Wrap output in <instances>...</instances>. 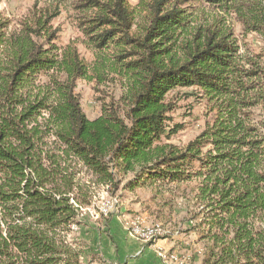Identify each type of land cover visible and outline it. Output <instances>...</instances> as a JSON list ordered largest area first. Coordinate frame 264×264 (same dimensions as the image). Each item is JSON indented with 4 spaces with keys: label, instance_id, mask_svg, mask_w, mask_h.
Returning <instances> with one entry per match:
<instances>
[{
    "label": "trees",
    "instance_id": "obj_1",
    "mask_svg": "<svg viewBox=\"0 0 264 264\" xmlns=\"http://www.w3.org/2000/svg\"><path fill=\"white\" fill-rule=\"evenodd\" d=\"M187 1L150 0L148 24L136 31L127 0L77 5L95 10L81 23L82 33L96 50L112 52V73L122 88L93 120L75 93L87 66L76 48L58 47L55 33L44 31L47 14L27 29L34 38L28 52L6 56L0 72V264H84L81 170L111 191L122 184L132 190L192 183L183 197L195 208L188 232L197 233L200 263L264 264V121L256 114L264 111V68L239 54L223 26H198L178 42L185 17L177 7ZM206 2L233 11L245 29H264V0ZM5 26L0 20V50ZM93 74L97 81L106 75ZM175 89L193 90L188 96L205 100L212 115L181 147L163 142L182 129L171 117Z\"/></svg>",
    "mask_w": 264,
    "mask_h": 264
},
{
    "label": "rangeland",
    "instance_id": "obj_2",
    "mask_svg": "<svg viewBox=\"0 0 264 264\" xmlns=\"http://www.w3.org/2000/svg\"><path fill=\"white\" fill-rule=\"evenodd\" d=\"M81 2L82 0H0V20L6 22L5 28L2 29L6 44L0 50V72L2 64L7 62L8 57L13 56L15 52L18 54L28 52L34 38L27 33V29L34 28L38 21L40 24L43 23L46 19L44 15L47 14L48 24L45 25L44 31L55 33L54 43L58 47L76 48L80 59L87 66L85 78H80L75 83V93L79 96L83 114L87 119L93 120L99 116L101 104L112 98L117 99L122 88L112 73L114 63L111 58L112 52L96 50L82 33L83 20L96 13L95 10L78 9L77 5ZM148 2L150 0H127L129 9L133 10L134 31L148 24V12L145 8ZM245 2L246 0L243 3ZM244 5L239 4L242 7ZM177 8L183 11L185 17V27L182 34L177 36L178 42L185 43L198 26H223L227 31H231L239 54L245 59L258 60L260 66L264 68V29L260 32L245 29L233 11L226 14L225 11L209 5L206 0H188ZM243 11H246L245 7L241 12ZM95 69L105 71L107 76L103 74L100 81L95 80L93 74ZM192 91L175 89L169 95L176 107L171 115L172 122L181 125L182 129L168 141L163 142L184 146L197 137L206 123L211 121L212 115L207 102L188 96L194 93ZM256 114L264 121V111L259 109ZM78 178L82 187L81 194L87 201L79 210L82 231L80 237L82 236L86 243L84 264L114 262L106 257V253L109 247L116 252L114 244L120 238V234L136 240L126 227V222L133 217H140L145 225L160 226L166 233L165 237L169 235V239H174L175 248L162 249V252L181 255L183 258H178L187 264H201L200 257H197L195 252L200 250L199 244L196 243L197 233L188 232L190 227L188 221L195 208L189 204L192 200L183 197V192L188 194L192 183L189 182L186 188L185 185L176 187L159 182L147 183L132 190L123 189L122 184L118 190L111 191L108 186L96 183L84 170H81ZM130 178L131 175L125 180ZM72 230L77 231L75 227Z\"/></svg>",
    "mask_w": 264,
    "mask_h": 264
},
{
    "label": "crops",
    "instance_id": "obj_3",
    "mask_svg": "<svg viewBox=\"0 0 264 264\" xmlns=\"http://www.w3.org/2000/svg\"><path fill=\"white\" fill-rule=\"evenodd\" d=\"M136 240L129 239L121 233L120 238L114 244L116 252H114L112 247H109L106 253V257L114 262L106 263L104 261V264H164L158 257L159 251L162 252V249L169 250L175 248L176 243L174 239L167 238L160 239L150 245H142V243ZM103 260L106 259L103 258Z\"/></svg>",
    "mask_w": 264,
    "mask_h": 264
},
{
    "label": "bare ground",
    "instance_id": "obj_4",
    "mask_svg": "<svg viewBox=\"0 0 264 264\" xmlns=\"http://www.w3.org/2000/svg\"><path fill=\"white\" fill-rule=\"evenodd\" d=\"M126 227L129 234L142 243V245L152 244V241H150L151 237H154L153 243L160 239H164L166 234L165 231L158 225H145L144 221L140 217L130 218L126 222ZM141 227L150 228H145L144 232L141 230ZM159 257L164 264H187L186 262L181 261L178 257H175L174 254L161 252L159 253Z\"/></svg>",
    "mask_w": 264,
    "mask_h": 264
},
{
    "label": "built area",
    "instance_id": "obj_5",
    "mask_svg": "<svg viewBox=\"0 0 264 264\" xmlns=\"http://www.w3.org/2000/svg\"><path fill=\"white\" fill-rule=\"evenodd\" d=\"M145 228H150V227H141V230L145 232ZM159 235H162V234H159ZM153 238L154 237H151V239H150V241H152V243H153ZM174 255H175V257L183 258L181 255H178V254H174ZM184 259H186V258H184Z\"/></svg>",
    "mask_w": 264,
    "mask_h": 264
}]
</instances>
